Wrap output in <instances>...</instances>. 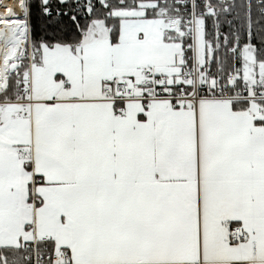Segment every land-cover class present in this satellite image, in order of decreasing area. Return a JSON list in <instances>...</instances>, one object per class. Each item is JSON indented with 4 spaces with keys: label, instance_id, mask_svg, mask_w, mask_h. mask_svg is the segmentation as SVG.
<instances>
[{
    "label": "snow or ice",
    "instance_id": "6c2138e0",
    "mask_svg": "<svg viewBox=\"0 0 264 264\" xmlns=\"http://www.w3.org/2000/svg\"><path fill=\"white\" fill-rule=\"evenodd\" d=\"M0 7V264H264V0Z\"/></svg>",
    "mask_w": 264,
    "mask_h": 264
},
{
    "label": "bare ground",
    "instance_id": "6f19581e",
    "mask_svg": "<svg viewBox=\"0 0 264 264\" xmlns=\"http://www.w3.org/2000/svg\"><path fill=\"white\" fill-rule=\"evenodd\" d=\"M0 4L8 5L12 7L18 14L20 13L19 0H0ZM5 9L0 7V13H4Z\"/></svg>",
    "mask_w": 264,
    "mask_h": 264
}]
</instances>
